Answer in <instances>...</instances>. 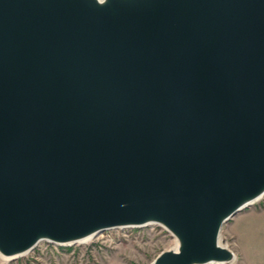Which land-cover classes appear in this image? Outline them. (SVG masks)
Instances as JSON below:
<instances>
[{
    "label": "water",
    "instance_id": "1",
    "mask_svg": "<svg viewBox=\"0 0 264 264\" xmlns=\"http://www.w3.org/2000/svg\"><path fill=\"white\" fill-rule=\"evenodd\" d=\"M264 194V0H0V256L156 223L149 264L232 260Z\"/></svg>",
    "mask_w": 264,
    "mask_h": 264
},
{
    "label": "rangeland",
    "instance_id": "2",
    "mask_svg": "<svg viewBox=\"0 0 264 264\" xmlns=\"http://www.w3.org/2000/svg\"><path fill=\"white\" fill-rule=\"evenodd\" d=\"M218 243L234 256L208 264H264V194L221 224ZM175 247L163 226L148 223L107 228L70 244L39 240L22 254L0 256V264H149L159 252Z\"/></svg>",
    "mask_w": 264,
    "mask_h": 264
},
{
    "label": "bare ground",
    "instance_id": "3",
    "mask_svg": "<svg viewBox=\"0 0 264 264\" xmlns=\"http://www.w3.org/2000/svg\"><path fill=\"white\" fill-rule=\"evenodd\" d=\"M246 206H247V205H246ZM89 237H90V236H89ZM86 238H87V237H86ZM86 238H83V240L86 239Z\"/></svg>",
    "mask_w": 264,
    "mask_h": 264
}]
</instances>
